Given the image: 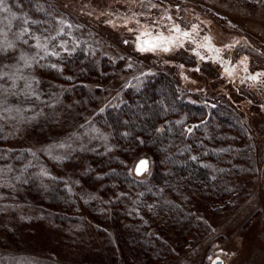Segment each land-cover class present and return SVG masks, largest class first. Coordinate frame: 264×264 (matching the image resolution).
Segmentation results:
<instances>
[{
    "label": "rangeland",
    "instance_id": "rangeland-1",
    "mask_svg": "<svg viewBox=\"0 0 264 264\" xmlns=\"http://www.w3.org/2000/svg\"><path fill=\"white\" fill-rule=\"evenodd\" d=\"M15 1L3 0L0 5V73H7L0 79V125L15 133V143L33 150L37 171L65 180L74 195L75 211L88 213L83 206L93 190L79 175L89 154L114 152L115 148L110 133L93 115L120 105L126 91L140 88L146 79L156 76L173 83L180 102L188 99L208 107L210 99L213 103L226 101L237 111L257 151L254 171L228 181L232 190L240 191L239 198L228 204L197 194L193 201L196 226L191 231L169 225L172 217L165 215L173 254H163L149 264H212L218 259L222 264H264V0H159L164 7L162 17L146 12L144 16L153 20L147 22L144 17V25L131 33L119 27V17L100 18L105 12L100 4L106 5L101 0H96L98 20L92 18L89 11L94 6L87 0H20L22 4L14 8ZM43 2L50 3L46 11L53 14L47 16L46 27H52L45 35L14 26L18 13L28 25L30 13L22 10L27 6L40 10ZM158 37L169 41L164 45L169 51L162 47L138 50L140 45L150 46L145 41L155 43ZM74 48L100 58L94 61L102 68L95 78L91 72L86 79H78L84 81L88 96L71 92L67 82L49 72L51 68L68 75L62 71V57ZM104 62L111 66H102ZM39 65H44L42 70ZM181 112L173 116L175 120ZM192 113L183 122L182 134L192 131L195 139L215 138L212 127L195 125L202 118ZM236 123L235 118L232 124ZM162 154L137 145L125 158L134 165L147 156L151 167L155 163L152 157ZM6 175L0 172V197L12 182ZM96 187L97 182L90 189ZM109 194L107 189L103 191L104 196ZM3 205L12 210L1 213L2 219H10L0 228V248L14 256L15 263L135 264L136 257L124 256L120 236L111 225L107 227L117 236L118 252L95 235L87 246L65 241L62 228L23 221L13 212L15 207ZM90 207L96 210L94 205ZM6 225L20 236L8 237Z\"/></svg>",
    "mask_w": 264,
    "mask_h": 264
},
{
    "label": "trees",
    "instance_id": "trees-1",
    "mask_svg": "<svg viewBox=\"0 0 264 264\" xmlns=\"http://www.w3.org/2000/svg\"><path fill=\"white\" fill-rule=\"evenodd\" d=\"M87 1L94 6L89 11L92 18L98 20L96 0ZM156 1L160 2L101 0L106 5L100 4L105 10L100 18L106 21V16L107 19L119 17V27L124 28V33H131L135 31L134 27L144 25V17L147 22L153 20L144 16L146 12L151 11L158 18L162 17L163 4ZM19 3L22 4L20 0L15 1L13 7ZM49 7L50 3L46 2L42 3L40 10L27 6L22 11L30 13L28 25L27 19L18 13L13 20L14 26L19 25L21 31L27 28L28 33L45 35L52 27H46L47 16L53 15L46 11ZM96 59L100 60L91 56L89 51L74 48L69 53L64 52L62 57V71L68 72V75H60L51 68L49 72L53 73L55 79L67 82L71 92L82 97L87 91L84 81L78 82V79H86L91 72L92 76L97 75L102 68L94 63ZM105 64L111 66L107 62L101 65L105 67ZM43 66L39 65V69L42 70ZM116 67L117 64L114 70ZM172 85L164 76L149 77L142 87L126 91L120 105L107 107L93 115L95 122L110 133L115 148L114 152L89 154L86 167L79 175L87 188L93 190L92 198L83 206L88 213L78 214L74 195L65 180L37 171V155L32 153L33 150L15 143V133L0 125V172L7 173L6 176L12 180L10 186H5L8 192L0 197V228L10 219V216L2 219V211L12 210L3 204H10L15 207L13 212L23 221L34 220L36 224L62 228L65 241L87 246L95 235L118 252L117 236L112 234V237L110 233L114 231L107 227L111 225L120 236L124 256L136 257L135 264H149L150 261L162 259L163 254H173L171 235L166 231L164 216L172 217L169 225L191 231L196 226L193 216L196 205L193 201L197 194L219 199V204H228L231 199L239 198L240 191L232 190L228 181L254 171L257 151L244 131L243 121L228 102L220 100L213 103V99H210L209 108L206 104H197L188 99L180 102ZM179 111L182 114L175 120L173 116ZM191 113L193 117L202 118L195 123L197 127L202 129L205 125V128L214 129L215 138L211 141L204 137L195 139L192 131L187 135L182 134L183 122ZM235 118L238 123L232 124ZM162 120L163 123L158 125L157 121ZM137 145L163 153L157 158L152 157L154 165L141 176L133 174L131 159L125 158ZM96 182L97 190L90 189ZM105 189L109 195H103ZM201 204L198 200L197 205ZM93 205L95 211L90 207ZM10 228L5 226L8 237L20 236ZM13 259L14 256L2 252L0 248V264H24L15 263Z\"/></svg>",
    "mask_w": 264,
    "mask_h": 264
},
{
    "label": "snow or ice",
    "instance_id": "snow-or-ice-1",
    "mask_svg": "<svg viewBox=\"0 0 264 264\" xmlns=\"http://www.w3.org/2000/svg\"><path fill=\"white\" fill-rule=\"evenodd\" d=\"M2 4H3V0H0V5H2ZM25 31H27V30H25ZM176 31H179V29L177 28ZM183 35L184 36H188V33L185 32V33H183ZM144 43L148 44L150 46L149 47H144L143 45H140L138 47V50H140V51L155 50L158 47H162L164 51H169L170 50L168 47L164 46L166 43H169V41H167V40H165L164 38H161V37H158L157 38V42H155V43L150 42V41H145ZM171 43L175 44L174 41H172ZM179 46H182V45H179ZM21 59H24V58L22 57ZM25 64L28 65V62L25 61ZM28 66H30V65H28ZM6 75H7V73H0V79H3ZM252 79H256V77H252ZM145 167H146V161L140 160L139 164L136 165V169H135L137 174H139L142 170H144ZM214 264H215V262H214Z\"/></svg>",
    "mask_w": 264,
    "mask_h": 264
},
{
    "label": "water",
    "instance_id": "water-1",
    "mask_svg": "<svg viewBox=\"0 0 264 264\" xmlns=\"http://www.w3.org/2000/svg\"><path fill=\"white\" fill-rule=\"evenodd\" d=\"M140 160L146 161V167L139 174H137V172H136L135 169H136V165L139 164V161ZM149 167H150V160H149V158L147 156H141L140 158H138L136 160L135 164L133 165V174L135 176H141V175H143V173H146L149 170ZM214 262H215V264H222V260H220V259L215 260ZM214 262L212 264H214Z\"/></svg>",
    "mask_w": 264,
    "mask_h": 264
}]
</instances>
